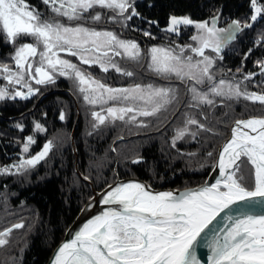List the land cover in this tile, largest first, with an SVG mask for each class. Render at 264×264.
Returning a JSON list of instances; mask_svg holds the SVG:
<instances>
[{
    "label": "snow or ice",
    "instance_id": "obj_1",
    "mask_svg": "<svg viewBox=\"0 0 264 264\" xmlns=\"http://www.w3.org/2000/svg\"><path fill=\"white\" fill-rule=\"evenodd\" d=\"M43 3L49 5L55 16L67 17L69 21L83 19L84 13L97 6L118 10L121 15L131 9V15L126 16V20L139 15L130 0H43ZM250 8L253 10L248 18L250 21L264 19V3L250 0ZM91 19L99 21L101 14L96 13ZM217 19L218 16H213L209 23L194 22L188 16H171L167 31L177 32L180 25L195 24L198 34L191 39L197 42V46L186 47L202 59L182 55L184 48L174 52L153 47L150 50L149 68L164 79L175 77L182 82H194L187 91L191 93L192 101L197 103L190 104V107L213 104L210 94L228 99L243 97L264 106V92H249L246 87L242 88V81L216 80L210 71L215 60L205 55L204 50L211 48L219 54L236 39L242 27H253L252 23L241 26L240 21L234 20L228 28H218ZM0 33L12 44L24 37L34 38V43H23L15 49L13 59L16 71H12L7 64H0V71L6 74L5 79L9 83L23 85L27 92L17 90L10 93L7 87H0V100L6 97L27 99L34 95L38 89L34 91L25 79L26 74L39 85L54 83L55 74L59 73L76 81L88 104L128 102V106L114 104L92 112L97 122L93 128H96L109 119L124 120L129 113H133L130 117L133 121L136 115H155L176 98V89L171 87H154L151 84H137L131 88L108 87L76 63L59 55L66 52L78 57L84 65L99 64L104 72L112 68L132 76L133 72L113 62L109 53L119 56L121 52L117 49H123L129 58L136 59L139 45L135 41L121 40L113 32L96 31L82 24L71 26L55 18L45 19L26 0H0ZM144 35L150 36L151 33L146 31ZM257 42L264 43V33H261ZM37 56L38 66L33 67L32 58ZM219 59L222 60L223 56H219ZM257 63L264 71V61ZM254 75L249 73L244 76V80H250ZM199 86H205L207 91L201 90ZM138 101L143 102V105H138ZM64 118L61 113L60 119ZM187 125L205 128L197 119L188 117L185 127L177 130L173 146L176 140L182 139L188 132ZM35 127L44 131L39 123ZM192 135L195 137L196 133ZM34 143L32 136L27 137L24 152H28L29 145ZM52 148L53 142L49 140L35 156L18 164L0 166V174L35 166L48 156ZM211 155L208 153L209 157ZM246 162L252 168L250 186L243 174L242 166ZM217 167L220 178L215 183L205 182L202 186L186 189L179 194L172 191L154 192L150 186L135 181L110 186L102 202L117 207L107 208L89 220L73 239L60 246L52 264H200L195 245L201 240L211 252L208 264H264V212L255 215L238 211L235 216L223 217L230 223H225L223 227H210L232 205L240 202L264 204V116L235 121L231 138L219 154ZM21 227L23 224L18 223L0 231V246L8 243L6 237L14 228Z\"/></svg>",
    "mask_w": 264,
    "mask_h": 264
},
{
    "label": "trees",
    "instance_id": "obj_2",
    "mask_svg": "<svg viewBox=\"0 0 264 264\" xmlns=\"http://www.w3.org/2000/svg\"><path fill=\"white\" fill-rule=\"evenodd\" d=\"M26 2L37 10L43 9L42 0H26ZM133 6L139 15L132 16L124 34L126 37L135 39L142 47L155 44H186L188 42L192 33L188 30L184 31L183 25L179 26L177 32L167 31L170 17L173 15L188 16L195 22H202L212 19L213 16H218L220 23L226 24L234 20H248L252 14L250 0H136ZM150 21L154 23H149ZM261 23H264V19H258L254 22L253 27L256 28ZM146 31L151 35H144ZM254 31V29L245 28L241 38H237L233 45L229 46L230 43L227 48L222 50L223 59H219L218 62L221 68L228 71L235 70L239 73L237 69H241L240 71L255 73L250 81L258 82L259 80L256 81L257 62L264 57V44L257 46V32ZM13 49V45L7 42L3 34L0 33V61L8 57ZM111 75L113 79H107V81L115 84H125L130 81L120 74L112 73ZM146 77L151 81H163L154 74H147ZM41 86H37L38 91L27 99L15 98L0 102V166L18 164L26 157L21 153V145L29 136L35 140V143L29 147L30 153L31 155L37 154L45 143L52 140V134H55V131L72 130L78 115L74 138L78 166L83 174L88 175L86 165H88L87 160L92 152L101 156L108 152V157H113L109 149L115 129L107 128V133L102 134V132L96 133L95 131L104 129L103 125L93 128V125L87 123L85 129L82 128L83 121L90 117V114L88 116L84 114L88 113L86 105L81 96H76L72 92L69 80L56 77L54 83L44 89ZM181 87L182 97L178 101L177 110L173 113L174 118L172 117L167 122L168 125L165 124L161 130H158L159 134L154 133L155 135L161 136L163 131L168 132L167 127L174 125L176 123L174 119L177 116H183V111L189 108V105L186 106V102L191 98L190 92L187 91L188 84H181ZM33 89L36 90V88ZM176 98L172 100L171 106ZM253 105L252 101H231L216 102L211 107L197 108L201 112L196 111L194 114L190 112V116L201 118L203 123H206L207 129L204 130V135L199 134L188 146L179 142L176 146H170L168 149L166 147L168 136H165L168 140L161 137L156 138L152 133L153 130L148 131V134L145 135H136L138 131L154 129L158 122L157 119L160 118L158 116L164 115L165 110H162L157 117H142V127L135 124L129 127L131 130L142 129L137 130L134 134L131 132L128 139L119 142L122 150L126 149L124 152L127 157H124V160L120 155L122 153L119 150V145L117 146L116 152L120 167L118 175L120 177L133 175L145 180L153 188H178L202 183L212 169L213 155L221 141L227 136L229 124L236 118L255 115ZM263 111L260 110V112ZM167 112L165 111V115ZM61 113L65 117L63 120L60 119ZM37 123L42 125L44 131H35ZM85 131L91 135L86 134ZM102 135L104 136L102 137ZM137 139L139 141L135 142V146L129 144L132 140ZM61 142V139L55 142L50 150L53 153L49 152L52 162L41 160L36 164L35 171L31 172L27 180L14 181L12 172L0 174V192L5 194L2 198L6 201L7 206L12 211L13 209L28 211L27 215L30 218L29 225L28 221L27 225L24 224L23 233L20 234L14 246L9 249L0 246V250L4 251L3 256L0 257V264H43L49 248L60 240L67 226L91 195L88 184L83 180H76L75 154L72 151L71 143L69 141L66 144ZM195 152L200 158L208 153H212V155L208 156V161L201 159L199 162L198 159L192 157ZM134 155L136 157H132ZM107 160L106 163H109V166L103 173H93L96 175L95 177H98V180L101 177L99 183L92 180L97 190H101L115 177L113 170L108 169L115 160L114 158H107ZM134 161L138 162L134 163ZM247 166L250 168L249 165ZM22 214L24 215V213ZM10 227L11 225L8 228Z\"/></svg>",
    "mask_w": 264,
    "mask_h": 264
},
{
    "label": "rangeland",
    "instance_id": "obj_3",
    "mask_svg": "<svg viewBox=\"0 0 264 264\" xmlns=\"http://www.w3.org/2000/svg\"><path fill=\"white\" fill-rule=\"evenodd\" d=\"M135 1L136 0H130V3H132L134 5ZM260 2L264 3L263 0H260ZM42 5H43V9L38 10V11L42 14V16L45 19L55 18V19L60 20L62 23L69 24L71 26H75L76 24H82L83 26L88 27L90 29H95L96 31L113 32L119 39L124 40V41H135L139 45V56L136 59L129 58L126 54H124V50L123 49H117L118 51L121 52V55H119V56H115L112 53H109V55L112 56L113 62L118 64L122 69H125L127 71L133 72L132 76H126L122 72H116L112 68H109V71L104 72L99 64L84 65V64H82V62L79 60L78 57H73V56H71L70 54H68L66 52L59 53V55L62 58H64V59H69L73 63H76L83 71L91 73V75L95 79L99 80L101 83L105 84L108 87H112V88H131V87H134L137 84H139L141 86H147V85L151 84L154 87H171V88L176 89L177 98H176L173 106L170 105L171 102H172L171 101L169 104H167L163 108H161V111L157 112L155 115H152L153 117H157L158 114L160 115L162 110L163 111L165 110L166 112L168 111L166 115H165V111H164V115L158 116L160 118L157 119L158 122L156 123L155 128L154 129H149V130L147 129V131L146 130L138 131V133L136 135L148 134V131H150V130H153L152 131L153 134L154 133L155 134H159L158 130H161L163 125L167 124V122L172 119L174 111L177 110L178 101L182 97L181 84H185L186 83V84H188V87H190L191 83H194V82L177 81V79H175V77H173L172 79L161 78L152 69L149 68V64L151 63L150 50L153 47H163V48L174 50V52H179V50L181 48H184V52L182 53V55L193 56L194 59H202V57L197 56L195 53L191 52L190 49H188L186 47L187 45H192L193 47L197 46V42L193 41L191 39L192 36L198 34V30L196 29L195 24L188 25V26L183 25L184 31L188 30V31H191V33H192L190 35V38H189V40H188V42L186 44H177V43L155 44V45H150V46H147V47H142L135 39L130 38L128 36L126 37V35L124 34L125 29L128 28V25H129V23L131 21V19L130 20H126L125 17L128 16V15H131V9H129L127 12H125L123 15H121L118 10H113V9H108V8H101V7L97 6V7L93 8V9H89L88 12L84 13L83 14V19L69 21L67 19V17H57V16H55V14L51 11L49 5H45L43 3V0H42ZM96 13H100L101 14V19L99 21H93L91 19V17L96 15ZM252 14H253V10H252ZM249 20L250 19L241 20L240 21L241 26H243L245 23L254 24V22L249 21ZM205 21H209V23H211V19L205 20ZM231 22L232 21L227 22L226 24L225 23L221 24L220 23V19L219 20L217 19L216 26L218 28H228L229 25L231 24ZM244 29L245 28L242 27L241 31L237 32L236 39L231 41L230 42L231 44L230 43H229L230 45L228 44L229 46L233 45L235 43V41L237 40V38L239 39V38H241L243 36ZM249 29H254L255 30L254 32H257L256 33L257 34L256 35L257 36L256 37V42H257L259 40V37H260L261 33H264V23H261V24L257 25L256 28L251 27ZM23 43H34V38L33 37H24L22 39H19L16 44H12L11 43L13 45V48H14L13 52L10 55H8V57H6L2 61H0V64H7L12 69V71H16V65H15V61H14L13 57H14V54H15V49L17 47H19L20 44H23ZM263 44L264 43H258L257 46H262ZM40 48L42 50V45L40 46ZM224 49H222V50H224ZM221 53H222V51L219 54H217L211 48H207V49L204 50V54L205 55L213 57L214 60H215V63H214V65H213V67H212V69L210 71L214 74L216 80L225 79V80L234 81V82L235 81H242L243 82L242 83V88L246 87L249 92H257V93L264 92V71H262V69H261L259 64H258V71L256 72V74H258L257 78H256V81L257 80H259V81L258 82H253V81H250L251 79L250 80H244V76L249 74V73H247L245 71H239V73H237L235 70L228 71V70L220 67L218 60H219V56H221ZM38 61H39V56H37L35 58H32L33 67L38 66ZM259 61H264V57L261 58ZM112 73L120 74V75H122V77H124L126 79H129L130 81H128V83H125V84H122V83L115 84V83H112L111 81H107V79H109V80L113 79L112 75H111ZM147 74L157 75L161 79H163V81H156V80L151 81L150 79H148V77H146ZM5 75H6L5 73L0 71V87H7L10 93H14L17 90L24 91V92L27 91V88H25L23 85H16L14 83H9V81L7 79H5ZM254 76H252V77H254ZM56 77H63L65 79L69 80V84L71 85L72 92L76 96H81V98L83 100V103L86 105V109H87L88 113L87 114L84 113V114L87 115V116L90 114V117L86 116L87 117L85 119L86 123H85V121H83L82 128L84 127V129H85L87 123L90 124V125H94V124L97 123L95 121L94 117L92 116V112L101 111V108L106 109L107 107H111L114 104H115V106H128V102L119 103V102H113V101H109L107 104H95V105L88 104L83 99L84 94L79 91L78 85H77V83H76V81L74 79H71V78L66 77V76H60L59 73L55 74V79H56ZM25 79L31 85V87L32 88H36V90H37V86H41L42 85L41 87H42V89H44L46 86L51 84V83H48V84H39L38 85V84L35 83V80L31 79V77H29L27 74L25 76ZM117 79L119 80V77ZM179 83H181V84H179ZM199 87L201 88V90L207 91V88L205 86H199ZM190 96H191V93H190ZM16 98H20V97H16ZM209 98L213 100V104H211V105L198 104V106H195V107H190V104H196L197 102L195 103L194 101L191 100V98H189L188 102H186V106L189 105V108L187 110L185 109L183 111V116H177L174 119V122H176V123L174 125H172V126L169 125L167 127L168 132L167 131L166 132L163 131V133H161V136H157V135L154 134L156 136V138L161 137L162 139L166 138V140H168V138L165 137V136H168L169 140H170V141L168 140V144L166 145V147L168 149L170 146H173V140H174V137L177 135V130L181 129V128H184L186 119L188 117H192V116H190V112H192L194 114V112L198 111L197 108L201 109L203 107H211L216 102H223V103H227V102H231V101L232 102H235V101L249 102V100H246L243 97H241L239 99H237V98L228 99L227 97L214 96V95L210 94ZM7 99L8 100H13L12 98H7L6 97L4 100H0V102H3L5 100H7ZM137 104L142 106L143 102H139L138 101ZM252 104H254L252 106V108H253V111L255 112V115H250V116L243 117V118H236V119L232 120L231 123L228 126L227 136L223 140H225L226 138L229 137L231 125L233 124V122L235 120H237V119H245V118H248V117H261V116H264V111L260 112V110H264V106H262L259 102H256V103L252 102ZM200 112L198 111V113H200ZM104 114H106V113H104ZM132 115H133V113L127 114L125 116L124 120L117 119L115 121H111L109 119L108 121L105 122V124H102L104 129H99L98 131H95L96 133L102 132V134H103V133H107L106 132L107 128L115 129V133H114L113 137L111 138V144H110V149H109V152H112L113 157L112 156L108 157V152L106 153L107 155L105 154V155H102V156L101 155H95L92 152V154L90 155V158H88V160H87L88 165H86L87 166L86 169H87L88 175L83 174V172L80 170V168L78 166V162L79 161H78L77 149H76V144H75L74 132L72 133L73 129L72 130H62V129H60L58 131H55V134H52V140L51 139L50 140L53 142V146L55 145V142H57L59 139L62 140L61 143H65L66 144L69 141L71 143V147L74 145L75 153H74L73 147H72V151L75 154L74 171H75V174L77 176L76 180L77 179L83 180L80 177V175H81L83 177H88V180L91 181V183H92V180H94V181L99 183V181L101 180V177H99L100 180H98V177H95L96 175H94V174H99L100 172L103 173L107 169V167L109 166V163H106L109 160V159L107 160V158H111V159L114 158V160H115V162L108 169H112L114 175H116V174L118 175L119 174L118 173V168L120 169V167H119V164H118V157H117V152H116L117 151V146L119 145V150H121L120 152L122 153L120 155L123 157V158L122 157L121 158L124 160V157H127V154L124 152L126 149H124V151H123L121 146H120L121 143H119V142H121L124 139H128V137L131 135V132H133V134H134V133H136L137 130L142 129V128H137V129L131 130L129 127L132 124H135V125H138L139 127H142V124H143V118L142 117H145V116L136 115V119L133 121V120L130 119V117ZM192 118H195L200 123L204 124L205 128L204 129H198L197 125H187L188 132L185 133V135H184V137L182 139H179V140L175 141V146L179 142H181V143L183 142L186 146H188L189 143H193L192 140H194L195 137H198L199 134H203L204 135V132H205L204 130L207 129L206 123L205 122L203 123V119H201V118H197V117H194V116ZM146 127H149V126H146ZM116 129H117V131H116ZM36 130L37 129H35V131ZM171 132H172V134H171ZM193 132L196 133L195 137H193V135H192ZM85 133L91 135L87 131H85ZM93 134H92V136H93ZM208 134L211 135V133H208ZM104 135H102V137ZM72 136H73V138H72ZM56 138H58V140H56ZM223 140L221 141V143L223 142ZM138 141H139V139H137L135 141L132 140L131 142H129V144H131L132 146H135V142H138ZM149 141H150V139H149ZM26 143H27V140L25 141L24 144L21 145V153L24 156H26L25 158H23V160L29 159L32 156L36 155V154L31 155L30 150L28 152H24L23 149H24V145ZM220 144H219V146H220ZM219 146H218V148H219ZM29 147H30V145H29ZM218 148L216 150L215 155H213V158H214L213 166H214V163H215L216 158H217ZM37 153H39V152H37ZM52 153H53V151L50 152V154H52ZM50 154H48V156L45 157V161L44 162H49V161H50V163L52 162L50 160ZM132 157H136V156L134 155ZM192 157L195 158V159H198L199 162L201 161V159L203 161H208V155H206V156L204 155L203 157L200 158V157L197 156V153L195 152ZM242 159L246 160V158H243V157H242ZM135 160H137V158H135ZM247 165H249L250 168H251V165L248 164L247 162L242 166V168H243V174L245 176V182L250 185L251 184L252 168L250 169ZM76 166H77V170H76ZM35 167H37V166L36 165L35 166H31V167H28L27 169H25L23 171H19V172H17L15 169H13L12 170L13 180L14 181H17L18 179L27 180L28 177L31 175V172L35 171L34 170ZM123 168H126V167H123ZM118 177L120 179L124 178V177H120V175H118ZM126 177H135V176L128 175ZM115 179H116V176L113 179H111V181L108 182L107 185L113 183L115 181ZM92 185H93V183H92ZM88 186H89V184H88ZM93 187H94V185H93ZM183 187H185V186H183ZM89 188H90V186H89ZM160 188H169V187H160ZM94 189L97 190L95 187H94ZM97 191H99V190H97ZM90 194L91 195L87 198L86 201H88L92 197V195H93L92 191L90 192ZM4 196H5V194L0 192V231H4L6 228L9 227V225L12 226V225L18 224V223H22L23 224V227L14 228L12 230V232L6 237V239L8 240V243L6 245L2 246V247H5V249L6 248L9 249L11 246L15 245L16 240L20 237V234L23 233L24 224L27 225V221H28V225H29L30 218L27 215L28 211H26L24 209H18V210H14L13 209V211H12L7 206L6 201L2 198ZM21 212L24 213V215ZM3 254H4V251L0 250V257L3 256Z\"/></svg>",
    "mask_w": 264,
    "mask_h": 264
},
{
    "label": "water",
    "instance_id": "obj_4",
    "mask_svg": "<svg viewBox=\"0 0 264 264\" xmlns=\"http://www.w3.org/2000/svg\"><path fill=\"white\" fill-rule=\"evenodd\" d=\"M249 118H254V117H248V118H245V119H249ZM77 120H78V118H77ZM77 120H76V122H75V124L73 126L72 133L75 130ZM237 120H242V119H237ZM237 120H235V121H237ZM235 121L231 125L229 137L226 138L225 140H223V142L220 144V146L218 148L217 158H216V161L214 163V166L210 170V172L207 175L206 179L202 183H200L198 185L178 187V188H153L151 185H149L143 179H140V178H137V177H124V178L120 179L118 177V175L116 174L115 175L116 179H115V181L113 183L108 184L103 189L97 191V190L94 189L91 181H89L88 179H84V177L80 175V177L85 182H87L89 184L93 195L88 201H86L84 203V205L81 207V209L79 210V212L77 213L75 218L67 226V228L65 229V231H64L62 237L60 238V240L55 242L49 248L43 264H52V261L54 260V257L56 255L58 249L60 248V246L63 243L68 242L71 239H73L75 234L78 231H80V229L83 228V226L89 220L94 219L97 215H100L107 208L117 207L116 205H110V204L106 205V204H104L102 202L103 201V197L110 190V186L111 187H115L116 185L119 184V182H124V181H127V180H133V181L141 182L142 184L150 186L151 190L154 191V192L172 191L175 194H179V193L185 191L186 189H194V188H197L199 186H202V185L205 184V182H207L208 184L215 183V180L220 178L219 168L217 167V161H218V158H219V154H220L224 144L231 138V130H232V127L235 124ZM72 138H73V136H72ZM72 147H73V150H74L75 149L74 145ZM74 153H75V150H74ZM76 170H77V166H76ZM238 211L239 212H251L252 214L258 215V214H261L262 212H264V204L250 205V204H248L246 202H240L237 205H232L230 207V209H226L223 213H221V216L218 217L217 220L214 221L213 225L210 226V227H223V225L225 223H230L229 221L223 220V217L226 216V215L235 216ZM195 253H196L197 259L200 261V264H208V257L211 255V252H210V249L205 246L203 240H201L200 243H197L195 245Z\"/></svg>",
    "mask_w": 264,
    "mask_h": 264
},
{
    "label": "bare ground",
    "instance_id": "obj_5",
    "mask_svg": "<svg viewBox=\"0 0 264 264\" xmlns=\"http://www.w3.org/2000/svg\"><path fill=\"white\" fill-rule=\"evenodd\" d=\"M79 117V115L77 116V118ZM77 120V119H76ZM77 122H78V120H77ZM77 124V123H76ZM133 180H127V181H124V182H119V184L120 183H128V182H132ZM135 182H137V181H135ZM139 183H141V182H139ZM104 198V197H103Z\"/></svg>",
    "mask_w": 264,
    "mask_h": 264
}]
</instances>
